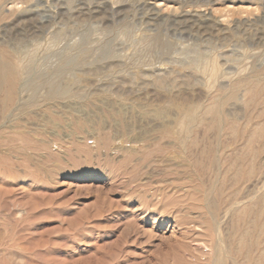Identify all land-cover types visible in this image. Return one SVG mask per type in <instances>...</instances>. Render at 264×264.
<instances>
[{"label":"rangeland","instance_id":"1","mask_svg":"<svg viewBox=\"0 0 264 264\" xmlns=\"http://www.w3.org/2000/svg\"><path fill=\"white\" fill-rule=\"evenodd\" d=\"M47 1L44 31L0 19V43L27 63L0 112V264H264V0ZM206 56L222 71L214 86L192 70ZM192 107L200 140L184 150L161 132ZM18 128L34 143L10 139ZM210 218L214 241L200 234Z\"/></svg>","mask_w":264,"mask_h":264},{"label":"bare ground","instance_id":"2","mask_svg":"<svg viewBox=\"0 0 264 264\" xmlns=\"http://www.w3.org/2000/svg\"><path fill=\"white\" fill-rule=\"evenodd\" d=\"M47 1V0H46ZM54 1V0H53ZM52 1V2H53ZM57 1V0H56ZM48 2V1H47ZM49 2H50V0H49ZM66 2V1H65ZM42 3V0H7V4H8V6H6V7H1L0 8V10H3V12H1V16H0V19H1V21L2 20H4V19H6L5 21H6V23H4L3 25H1V29H10V30H14L15 28L14 27H16V24H18L20 21H23V20H35V22L40 26L39 27V29H41V30H45V29H48L49 27H51L50 26V21H48V15H55V11H49V9H47L46 10V7L45 6H40V4ZM54 3V2H53ZM3 4V3H2ZM5 4H6V2H5ZM49 4V3H48ZM44 5V4H43ZM54 5V4H53ZM1 6V5H0ZM2 6H5V5H2ZM51 6V5H50ZM49 6V7H50ZM56 6V5H55ZM51 8V7H50ZM53 8V7H52ZM58 8V7H57ZM54 9V8H53ZM205 10H207L206 8H205ZM57 11V10H56ZM59 11V10H58ZM57 11V12H58ZM208 11V10H207ZM63 13V12H62ZM206 13V12H205ZM68 14H69V12H68ZM57 17H58V15H56ZM52 18V17H51ZM50 18V19H51ZM53 18H55L54 16H53ZM57 19V18H56ZM53 20V19H52ZM0 21V22H1ZM57 22V21H56ZM71 22V21H70ZM3 23V22H2ZM22 23H24V22H22ZM26 26H27V24H25ZM52 25H53V23H52ZM24 26V25H23ZM26 26H24V27H26ZM28 27V26H27ZM57 28V27H56ZM18 29V28H17ZM37 30V29H36ZM64 30V29H63ZM63 30H62V32H63ZM18 31V30H17ZM53 31V30H52ZM57 31V30H56ZM5 32V31H4ZM55 32V31H54ZM61 32V33H62ZM6 33V32H5ZM48 33V32H47ZM50 33V32H49ZM51 35V34H50ZM59 35V34H58ZM56 36V35H55ZM60 36H61V34H60ZM4 37V36H3ZM52 37H53V35H52ZM50 38V37H49ZM54 38V37H53ZM52 38V39H53ZM57 38H59L58 36H57ZM61 38V37H60ZM59 38V39H60ZM36 39H38V38H36ZM62 39H63V37H62ZM61 39V40H62ZM56 40V39H55ZM19 41V40H18ZM31 41H32V39H31ZM38 41V40H37ZM71 41H73V40H71ZM33 43L35 42V41H32ZM31 42V43H32ZM59 42H60V40H59ZM29 44V42H26V44ZM32 43V44H33ZM35 43H39V42H35ZM34 43V44H35ZM76 43V45L78 44V42L76 41L75 42ZM23 44V43H22ZM39 44H42V43H39ZM49 44V43H48ZM47 44V42H46V45H48ZM56 44V43H55ZM58 44V43H57ZM74 43H72L71 42V45H69V47L70 46H72ZM5 45H7V44H5ZM31 45V44H30ZM38 45V44H37ZM46 45H44L43 47H45ZM52 45H54V44H52L51 43V46ZM60 45V44H59ZM33 46H35V45H33ZM39 46V45H38ZM48 46H50V44L48 45ZM78 46V45H77ZM76 46V47H77ZM10 47V46H9ZM53 47H55V46H53ZM56 47H58V45L56 46ZM67 48H69L68 46H66ZM75 46H73V48H74ZM12 48V47H11ZM11 48H8V47H5V46H2V44L0 43V112H1V114L4 112V111H6L5 109L9 106V104L10 103H13L12 101L15 99V96H16V92L18 91L17 90V83H18V81H20V79L21 78H23V75H24V72H25V68H26V61H25V57H23V56H18V55H13L12 54V50H10ZM28 48V47H27ZM32 49H30V50H34V52H36V51H38V50H35L36 48H38L37 46H35V49L33 48V47H31ZM46 48V47H45ZM28 49V50H29ZM48 49H49V47H48ZM51 49V48H50ZM59 49H60V47H59ZM78 49V48H77ZM80 49V48H79ZM16 50V49H15ZM15 53H16V51H15ZM22 53V52H21ZM27 53V52H26ZM30 54H32V52L30 53ZM29 54V55H30ZM36 54V53H35ZM34 54V55H35ZM34 55H33V57H34ZM31 56V55H30ZM205 57V56H204ZM213 57V56H212ZM212 57H210V58H212ZM32 59V58H31ZM206 60L205 61H203L202 63H200V64H197V65H193L192 67H193V69L192 70H195L196 72H198V73H200L201 75H203V76H205L206 77V82H208L209 84H211V85H213L214 86V84H215V81H217L216 79H217V77H219V75L221 74V69H220V65H219V63H218V61H217V59H215V56H214V58L213 59H207V56H206V58H205ZM28 61V60H27ZM194 62V61H193ZM196 62V61H195ZM220 62V61H219ZM29 63H31V62H29ZM198 63V62H197ZM191 64V63H190ZM193 64H196V63H193ZM27 70V69H26ZM29 70V69H28ZM70 70V69H69ZM191 70V69H190ZM61 71V70H60ZM65 71V70H64ZM69 73V72H68ZM165 74V73H164ZM57 75V74H56ZM221 76H222V74H221ZM220 76V77H221ZM260 76V75H259ZM77 78V77H76ZM158 78H160V76H158ZM247 78V77H246ZM250 78V77H249ZM72 79V78H71ZM56 80V79H55ZM159 81V80H158ZM25 82H26V80H25ZM156 82V81H155ZM214 82V83H213ZM240 82V81H239ZM255 82V81H254ZM261 82H263V80L261 81ZM26 85V84H25ZM53 85H54V83H53ZM56 85V84H55ZM68 85V84H67ZM66 85V86H67ZM211 85H209V86H211ZM254 85V84H253ZM263 85H264V82H263ZM262 85V86H263ZM21 86V85H20ZM19 86V87H20ZM23 86H24V83H23ZM39 86V85H38ZM59 86V85H58ZM207 86V85H206ZM212 86V87H213ZM247 86H248V84H247ZM34 87V86H33ZM49 87V86H48ZM53 87V86H52ZM251 87V86H250ZM51 88V87H50ZM249 88V87H248ZM260 88V87H259ZM57 89V88H56ZM247 89V88H246ZM245 89V90H246ZM60 90H62V91H64V88L63 89H61L60 88ZM70 90V89H69ZM72 90V89H71ZM70 90V91H71ZM250 90V89H249ZM22 91H24V90H22ZM30 91V90H29ZM37 91H39V90H37ZM55 91H58V90H55ZM44 92V91H43ZM69 92V91H68ZM67 93V92H66ZM71 93V92H70ZM73 93V92H72ZM37 94V93H36ZM68 94V93H67ZM78 94V93H77ZM81 94H82V92H81ZM80 94V95H81ZM33 95H35V94H33ZM39 95V94H38ZM55 95V94H54ZM59 95V94H58ZM70 95V94H69ZM73 95V94H72ZM51 96H53V93H49V94H42L41 95V97H40V99L39 98H36L37 100L39 99L40 101H41V103H42V101H46L47 102V99L49 98L50 99V97ZM71 96V95H70ZM79 96V95H78ZM35 97H37V95L35 96ZM55 97V96H54ZM59 96H57V98H58ZM60 97H62V96H60ZM59 97V98H60ZM64 98V97H63ZM77 98V97H76ZM54 99V98H53ZM52 99V97H51V100H53ZM217 99V98H216ZM20 100V99H19ZM51 100H50V102H51ZM61 100V98L58 100L57 99V101H60ZM215 100V99H214ZM14 101H16V100H14ZM28 101V100H27ZM213 101V100H212ZM216 101V100H215ZM215 101H213V103H211L212 105L211 106H209V107H207L205 110H207L209 113H212V114H216L217 112H218V110H219V104H217V102H215ZM219 101V100H218ZM26 102V101H25ZM52 103V102H51ZM50 103V104H51ZM27 104V103H26ZM22 105V104H21ZM27 105H29V103L27 104ZM26 105V106H27ZM19 106V105H18ZM45 106V105H44ZM198 107H200V106H198ZM197 107V108H198ZM9 108V107H8ZM17 108V107H16ZM18 108H20V106L18 107ZM197 108L196 107H192V108H188V110H186V111H183V113L181 112V113H179V114H181V116H179L180 118L178 119V121H177V123H176V127H173V128H175L174 130L173 129H171L170 127H172L171 125H170V127H168L167 125H165V127H164V130L161 132V133H164L166 136H169V137H171L176 143H178L179 144V146L180 147H182L184 150H189V148L192 146V145H194V143L196 144V141L195 140H200V139H193L192 137H191V129H192V127H195V126H192V124H193V122L195 121V120H197V118H198V112H197ZM23 109H24V107H23ZM17 110V109H16ZM19 110V109H18ZM17 110V111H18ZM25 110V109H24ZM158 110V109H157ZM183 110V109H182ZM181 110V111H182ZM166 111V110H165ZM165 111H162V110H158V111H155V113H154V115L156 116V117H158V118H161V117H163L164 116V112ZM203 111V110H202ZM7 112V111H6ZM5 112V113H6ZM21 112V111H20ZM147 112V111H146ZM175 113H177V112H175ZM207 113V112H206ZM10 114V113H9ZM17 114V113H16ZM15 114V115H16ZM204 114V113H203ZM3 115H5V114H3ZM11 115V114H10ZM149 115V114H148ZM177 115V114H176ZM1 116V115H0ZM5 116H7V114L5 115ZM4 116V117H5ZM207 116V115H206ZM209 116V115H208ZM217 117V116H216ZM215 116H214V118H216ZM1 118V117H0ZM224 118V117H223ZM12 119V118H11ZM163 118H161V120H162ZM166 119V118H165ZM176 119V118H175ZM205 119V118H204ZM160 120V121H161ZM164 120V119H163ZM198 120H199V118H198ZM201 120H202V118H201ZM201 120H199V124H201L202 123V121ZM211 120H213L212 122L215 124V122H214V119L212 118ZM217 120V119H216ZM224 120V122H225V119H223ZM222 120V121H223ZM50 123H52L53 122V113H51V115H50ZM165 121H167V120H165ZM200 121H201V123H200ZM218 122H219V120H217ZM217 122V123H218ZM161 123V122H160ZM162 123H165V122H162ZM161 123V125H163ZM168 123V122H167ZM174 123V122H173ZM173 123H172V125H173ZM194 123H196V122H194ZM13 124V123H12ZM224 124V123H223ZM14 125V124H13ZM194 125V124H193ZM234 126V125H233ZM2 127V126H1ZM5 127H6V125H5ZM4 127V128H5ZM18 127V126H17ZM16 127V128H17ZM163 127V126H162ZM196 127H198V126H196ZM261 127V126H260ZM264 127V126H263ZM3 127L1 128V129H4ZM7 128L8 127H6L5 128V130L6 131H8V130H11V129H9L8 128V130H7ZM211 127H209V129H210ZM213 128H215L216 129V126L215 127H213ZM255 128H258V127H255ZM13 129V128H12ZM194 129H196V128H194ZM212 129V128H211ZM221 129V128H220ZM227 129H229V128H227ZM261 129V128H260ZM259 129V130H260ZM263 129V128H262ZM5 130H2V132L3 131H5ZM162 130V129H161ZM197 130V129H196ZM214 130V129H213ZM221 131V130H220ZM230 131H231V129H230ZM253 131H254V129H253ZM264 131V130H263ZM262 131V132H263ZM2 132H0V137H1V133ZM255 132H256V130H255ZM260 133H259V135L258 136H260V137H262V135H260L262 132L261 131H259ZM9 133V134H8ZM194 133H195V131H194ZM252 133V130H251V132H250V134ZM5 134V133H4ZM7 134L9 135V136H11V137H9L10 139L12 138V135L13 136H17L18 138H20V139H22L25 143H30L32 140H31V136H30V134H28V131H26V130H21L20 128H18L17 130L15 129V130H13V131H9V132H7ZM220 134V133H219ZM3 135V134H2ZM195 136H194V138L195 137H197L198 136V134H197V136H196V133L194 134ZM4 136V135H3ZM6 136V135H5ZM165 136V137H166ZM250 136V139H251V142H252V140H253V138H254V136H256V134L254 135L253 134V136L251 137V135H249L248 134V137ZM8 137V136H7ZM15 138V137H14ZM168 138V137H167ZM258 137L256 136V139H257ZM1 139V138H0ZM33 139V138H32ZM168 139H170V138H168ZM249 139V138H248ZM18 140V139H17ZM77 140V139H76ZM80 140H82V139H80ZM79 140V141H80ZM2 141V140H1ZM9 141V140H8ZM11 141V140H10ZM15 141V140H14ZM35 141V140H34ZM40 141V140H39ZM39 141H37V143L39 142ZM51 141V140H50ZM254 141V140H253ZM4 142V141H3ZM5 142H7V141H5ZM24 142H23V145H24ZM36 142V141H35ZM45 142V141H44ZM174 142V143H175ZM8 143H11V142H8ZM32 143H34L33 141H32ZM171 144H173V142L171 141L170 142ZM199 143V141L197 142V144ZM47 144V143H46ZM169 144V143H168ZM196 144V145H197ZM22 145V146H23ZM32 145H34V144H32ZM37 145V144H36ZM38 145H40L39 143H38ZM80 145H82V144H80ZM79 145V146H80ZM248 146V145H247ZM27 147H30V145L28 146L27 145ZM26 147V148H27ZM35 146H33V147H30V148H34ZM43 147H45V146H43ZM25 148V147H24ZM46 148V147H45ZM47 148H48V146H47ZM179 148V147H178ZM210 148V147H209ZM247 148V147H246ZM36 149V148H35ZM37 149L39 150V146L37 147ZM82 149V148H81ZM192 149V148H191ZM40 150H41V148H40ZM47 150V149H46ZM202 150H205V149H202ZM211 150V149H210ZM45 151V150H44ZM48 151V150H47ZM185 152V151H184ZM188 152V151H187ZM199 152H200V150H199ZM198 152V153H199ZM202 153H200L202 156H203V154H204V152L203 151H201ZM210 152V151H209ZM42 153V152H41ZM191 153V152H190ZM189 152H188V154L187 155H189L190 154ZM206 153V152H205ZM243 153H245L246 154V152H243ZM247 153H248V151H247ZM5 154V153H4ZM45 154V153H44ZM90 154V153H89ZM207 154V153H206ZM205 154V156H207ZM239 154V153H238ZM249 154V153H248ZM248 154H247V156H248ZM186 155V154H185ZM186 155V156H187ZM198 156L197 157H199V154H197ZM242 156L244 155V154H241ZM42 156H44V155H42ZM196 156V155H195ZM209 156V155H208ZM241 156V157H242ZM244 157V156H243ZM246 157V156H245ZM6 158V157H5ZM189 158V157H188ZM201 158H203V157H201ZM204 158H206V159H210L209 157L207 158V157H204ZM239 159V158H238ZM264 159V158H263ZM188 160V159H187ZM198 160V159H197ZM202 160V159H201ZM204 160V159H203ZM202 160V161H203ZM245 159H243L242 161H244ZM199 161V160H198ZM210 161V160H209ZM209 161H208V163H209ZM212 162V161H211ZM210 162V163H211ZM214 162H216V160L214 161ZM213 162V163H214ZM3 163V162H2ZM187 163V162H186ZM191 163H192V165H194L193 163L194 162H192L191 161ZM203 163V162H202ZM202 163L201 162H199L198 164H201L202 165ZM217 163V162H216ZM215 163V164H216ZM188 164V166H189V163H187ZM3 165H5V164H3ZM191 165V166H192ZM205 165V164H204ZM217 165H218V163H217ZM196 166H197V164H196ZM203 166V165H202ZM200 167V166H199ZM209 166H208V164H207V168H208ZM211 167H213V165L211 166ZM216 165H215V169H216ZM7 168V167H6ZM193 168V167H192ZM194 168H195V166H194ZM202 168V167H201ZM224 168H226V167H224ZM229 168H231L230 166H229ZM197 169V168H196ZM200 169V168H199ZM203 169V168H202ZM193 170H195V169H193ZM206 170V169H205ZM209 170V169H208ZM210 170H211V168H210ZM219 170H220V167H219ZM226 170V169H225ZM229 170V169H228ZM199 171V170H198ZM213 171V170H212ZM215 171V170H214ZM230 171V170H229ZM218 172V171H217ZM231 172V171H230ZM4 173V172H3ZM9 173V172H8ZM203 173H204V171H203ZM203 173H201V174H203ZM229 173V172H228ZM4 174H6V173H4ZM11 174V173H10ZM209 175H210V173H208ZM214 174H215V172H214ZM200 175V174H199ZM229 175H231V174H229ZM193 176V175H192ZM214 176H216V175H214ZM194 178H196V176H193ZM201 177V176H200ZM204 177V176H203ZM213 177V176H212ZM235 177V176H234ZM187 178V177H186ZM188 179V178H187ZM203 179H205V178H203ZM216 179V178H215ZM195 180V179H194ZM188 181V180H187ZM191 181V180H190ZM196 183V181H193L192 180V183ZM198 182V181H197ZM225 182V181H224ZM185 183V182H184ZM188 183H190V182H188ZM210 183H211V180H210ZM213 183V182H212ZM216 183V180H215V182L213 183V184H215ZM183 184V183H182ZM198 184V183H197ZM208 184V183H207ZM217 184V183H216ZM188 187H190V186H188ZM187 187V188H188ZM213 187V186H212ZM208 188V187H207ZM175 189V188H174ZM186 189V188H185ZM194 189V188H193ZM191 190V191H194V190ZM200 189V188H199ZM210 189V188H209ZM263 189V188H262ZM177 190V189H176ZM183 191V190H182ZM190 191V192H191ZM203 191V190H202ZM215 191V190H214ZM214 191H212V192H214ZM219 191H220V189H218V194H220L219 193ZM179 192V191H178ZM195 192V191H194ZM204 193H205V191H203ZM202 192V194H204ZM207 192V191H206ZM256 192V191H255ZM199 192H197V194H198ZM215 193V192H214ZM200 194V193H199ZM212 194V195H211ZM210 195H208V196H213V193H211ZM216 194H217V192H216ZM217 194V195H218ZM258 194V193H257ZM256 194V195H257ZM261 194H264V193H262L261 192ZM181 195H183V194H181ZM194 195V194H193ZM193 195H191L190 193H189V197L190 196H193ZM205 195V194H204ZM204 195H201V196H204ZM259 195V194H258ZM200 196V198H202ZM207 196V197H208ZM180 197H182V196H180ZM183 197H184V195H183ZM198 197V196H197ZM195 198V201L197 200V199H199V197L198 198ZM261 197V196H260ZM263 197V196H262ZM178 198H179V196H178ZM185 198V197H184ZM192 198V197H191ZM209 198V197H208ZM264 198V197H263ZM180 199V198H179ZM206 199V198H205ZM262 199V198H261ZM177 200V199H176ZM182 200H183V198H182ZM194 200V199H193ZM199 200H201V199H199ZM198 200V201H199ZM210 200V199H209ZM178 201V200H177ZM177 201H175L176 203H177ZM198 201H196V202H198ZM204 201V200H203ZM212 201V200H211ZM263 201H264V199H263ZM262 201V202H263ZM182 202V201H181ZM200 202V201H199ZM179 203H180V200H179ZM193 203H194V201H193ZM201 203V202H200ZM199 203V204H200ZM202 203H206V202H202ZM212 203H216V202H212ZM211 204V203H210ZM204 205V204H203ZM207 205V204H206ZM205 205V206H206ZM194 206V205H193ZM202 206V205H201ZM209 206V205H208ZM211 206V205H210ZM213 206H214V204H213ZM195 207V206H194ZM196 207H198L199 208V206H196ZM207 207V206H206ZM201 209V208H200ZM251 209V208H250ZM180 210V209H179ZM188 210V209H187ZM190 210V209H189ZM201 210H205L206 212H208L210 215H211V213L213 212L212 210L213 209H203V206H202V209ZM215 210V209H214ZM229 210V209H228ZM233 210V209H232ZM240 210V209H239ZM249 210V209H248ZM176 212H177V209L175 210ZM174 211V212H175ZM192 211V210H191ZM196 211V210H195ZM204 211V212H205ZM179 212V211H178ZM177 212V213H178ZM184 212H186V210L184 211ZM181 213H183V211L181 212ZM240 213V212H239ZM197 214V213H196ZM257 214V213H256ZM264 214V213H263ZM225 215V214H224ZM180 216V215H179ZM203 216V215H202ZM201 216V217H202ZM206 216V215H205ZM215 216V215H214ZM243 216V215H242ZM261 216V215H260ZM190 217H192L191 215H190ZM189 217V218H190ZM199 218H200V215H199ZM260 218V217H259ZM192 219V218H191ZM206 219V218H205ZM215 219V218H214ZM213 218H210V219H208V221H209V223L207 224V226H206V228H205V230H203L202 231V229H201V236H202V232H203V237H207L208 239H210V240H212L213 238L215 239V237H213L214 235H217V231H216V229H218V227L216 228V225H215V222L214 221H216V220H214ZM223 219V218H222ZM241 219V218H240ZM197 220V219H196ZM198 220H200V219H198ZM220 220H221V216H220ZM190 221V220H189ZM192 221H194L193 219H192ZM201 222H202V220H200ZM186 222H188V221H186ZM185 222V224H187ZM196 221H194L193 223H195ZM218 223H219V221H217ZM255 222V221H254ZM254 222L252 223V224H254ZM175 224V223H174ZM184 224V225H185ZM246 224V223H245ZM190 225H193V227L194 226H196V225H194V224H191L190 223ZM201 225V224H200ZM199 225V226H200ZM219 225H220V223H219ZM255 225V224H254ZM253 225V226H254ZM257 225V224H256ZM186 226V225H185ZM185 226H184V228H185ZM198 226V227H199ZM249 226V225H248ZM260 226V227H259ZM258 227H259V229L258 230H260V228L262 227V224H260ZM187 227V229H188V225L186 226ZM257 227V228H258ZM183 228V227H182ZM190 229H191V227H189ZM251 228V227H250ZM253 228V227H252ZM199 229H200V227H199ZM237 229V228H236ZM253 229H255V228H253ZM193 230V229H192ZM251 230V229H250ZM249 230V231H250ZM262 230V229H261ZM260 230V231H261ZM194 231V230H193ZM192 231V232H193ZM243 231V230H242ZM186 232H188V230L186 231ZM197 232H199V231H197ZM244 232V231H243ZM259 232V231H258ZM258 232H257V234H258ZM262 232V231H261ZM189 233H191L190 231H189ZM196 233V232H195ZM260 233V232H259ZM187 234V233H186ZM231 234V233H230ZM198 236V238L200 237V235H199V233L197 234ZM189 236V235H188ZM192 236V235H191ZM195 236V235H194ZM217 236H219V234L217 235ZM258 236V235H257ZM196 237V236H195ZM196 237V238H197ZM202 237V238H203ZM223 237H225V236H223ZM185 238V237H184ZM183 238V239H184ZM195 238V239H196ZM217 238V237H216ZM226 238V237H225ZM229 238V237H228ZM188 239H189V237H188ZM194 239V243H195V241H197V240H195ZM201 239V237L199 238V240ZM205 239V238H204ZM214 239H213V241H214ZM218 239H219V237H218ZM187 240V239H186ZM220 240V239H219ZM226 240V239H225ZM230 240V239H229ZM201 241V240H200ZM228 241V240H227ZM187 242V241H186ZM189 242H191V240L189 241ZM193 242V241H192ZM198 242V241H197ZM243 242V241H242ZM247 242V241H246ZM208 242L206 241V245L208 246V244H207ZM212 244H215L216 243V248H218V247H220V244H219V246L217 247V243L218 242H211ZM186 244V243H185ZM187 244H188V242H187ZM211 244V245H212ZM228 244V243H227ZM182 245H184V244H182ZM181 245V246H182ZM237 245L238 246H236L237 248L236 249H238V247H239V242L237 243ZM214 246V245H213ZM224 246V245H223ZM244 246H246V245H244ZM185 247V249H186V247H187V245L186 246H184ZM184 247L182 246V249H184ZM199 247V246H198ZM206 247V246H205ZM204 247V245H203V249L205 248ZM209 247V246H208ZM212 247V246H211ZM248 247V246H247ZM264 247V246H263ZM181 248V247H180ZM223 248V247H222ZM262 248V247H261ZM184 249V250H185ZM209 249V248H208ZM207 249V250H208ZM220 250H221V248H219ZM235 249V248H234ZM240 249V248H239ZM238 249V250H239ZM247 249V248H246ZM218 250V249H217ZM233 250V249H232ZM192 251V250H191ZM212 251H213V248H212ZM212 251H209V253L210 252H212ZM196 252H197V250H196ZM199 252V251H198ZM197 252V253H198ZM224 252V251H223ZM227 252V251H226ZM229 252V251H228ZM248 252V251H247ZM193 253V252H192ZM201 253V252H200ZM200 253H198V254H200ZM208 253V254H209ZM230 253V252H229ZM235 253H237V252H235ZM238 253H239V251H238ZM241 253V252H240ZM245 253V252H244ZM253 253V252H252ZM202 254V253H201ZM200 254V255H201ZM222 254V253H221ZM232 254V253H231ZM193 255V257L195 258H197V254L194 256V254H192ZM211 255V254H210ZM237 255V254H236ZM182 256H184V254L182 255ZM188 255H186L185 257H187ZM203 256V255H202ZM205 256V255H204ZM207 256V255H206ZM205 256V257H206ZM233 256V255H232ZM240 256H241V254H240ZM246 256V255H245ZM248 256V255H247ZM251 256V255H250ZM208 257V256H207ZM226 257V256H225ZM229 257V256H228ZM231 257V256H230ZM239 257V256H238ZM188 258V257H187ZM191 258V256L189 257V259ZM194 258H192L193 260H194ZM201 258V257H200ZM246 258H248V257H246ZM251 258V257H250ZM259 258V257H258ZM188 259V260H189ZM251 259H253V258H251ZM255 259H256V256H255ZM261 259H262V261L264 262V253L262 254V257H261ZM183 260H186V259H183ZM197 260H198V258H197ZM231 260V259H230ZM190 261V260H189ZM199 261H201V259L199 260ZM204 261H206L205 259H204ZM259 261V260H258ZM188 262V261H187ZM203 262V261H202ZM233 262V261H232ZM232 262L230 261V263L232 264ZM248 262V261H247ZM180 263H181V260H180ZM191 263V262H190ZM222 262H221V259L217 256V255H213V257L212 258H210L209 260H208V264H221ZM181 264H183V263H181ZM185 264V263H184ZM228 264H229V262H228ZM251 264H254V262H252Z\"/></svg>","mask_w":264,"mask_h":264}]
</instances>
